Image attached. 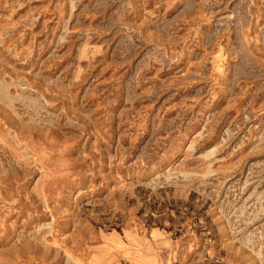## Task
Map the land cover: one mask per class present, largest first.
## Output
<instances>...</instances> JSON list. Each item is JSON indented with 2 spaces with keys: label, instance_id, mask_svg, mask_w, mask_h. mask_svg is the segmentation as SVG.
<instances>
[{
  "label": "rangeland",
  "instance_id": "obj_1",
  "mask_svg": "<svg viewBox=\"0 0 264 264\" xmlns=\"http://www.w3.org/2000/svg\"><path fill=\"white\" fill-rule=\"evenodd\" d=\"M0 264H264V0H0Z\"/></svg>",
  "mask_w": 264,
  "mask_h": 264
}]
</instances>
